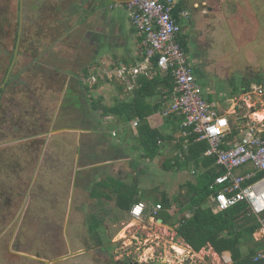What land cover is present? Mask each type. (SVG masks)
Returning a JSON list of instances; mask_svg holds the SVG:
<instances>
[{
  "label": "rangeland",
  "instance_id": "obj_1",
  "mask_svg": "<svg viewBox=\"0 0 264 264\" xmlns=\"http://www.w3.org/2000/svg\"><path fill=\"white\" fill-rule=\"evenodd\" d=\"M19 1L0 0V12L7 20L5 27V22H0V50H7L8 55L12 54L15 43ZM99 1L97 6L101 9L110 4L107 0ZM95 4V0H85L74 15L75 11H70L64 0H22L24 15L18 54L0 98V264H117V260L132 264H230L229 253L219 255L210 247L193 252L175 235L173 228L157 224L155 219L144 231L131 221L122 235L116 237L120 238L118 241L108 242L103 237L105 242H93L88 226L92 227L100 214L88 208L86 198L90 187L82 183L84 179L79 174L76 176L82 163L81 152L83 148L90 150L87 144L92 139L85 141L82 134L81 141H77V128L87 127L81 122L86 109H81L77 103V107L68 110V105L73 106L71 100L74 98L66 88L63 89L66 83L63 72L72 66L74 71L79 70L87 58L85 53L97 51L89 44V49L83 48L88 40L83 23L87 22L91 28L99 22L94 11L88 12ZM255 7L259 11V22L263 24L259 32L264 35V0H256ZM62 21L75 30L73 35L62 34L56 47L61 58L63 51L66 61L57 64L56 60H48L47 55L54 47L49 44V38L60 37ZM96 43L92 41L98 49ZM187 57L194 67L192 49ZM99 62L96 71L95 62L87 66L92 69L89 72L93 77L71 79L72 82H87L91 88L89 97L100 96L102 103L111 104L117 81L105 72L107 61L101 59ZM1 66L0 79L3 75L4 79ZM85 95L87 98L88 93ZM65 127L74 129L68 134H58L57 129ZM111 127L107 123L106 128ZM92 190L93 196L102 191L97 185ZM184 192L185 188H179L175 195ZM102 194L109 196L108 203L113 201L110 191L104 190ZM72 209L80 211L84 230L83 238L80 239L79 234L73 236L76 246L83 247L78 255L65 247L69 234L66 230H70L68 215ZM112 215L110 211L106 216L107 226L113 222ZM167 221L175 225L176 218ZM99 226L100 233L102 221ZM253 237L261 240L258 232ZM89 247L96 250H88Z\"/></svg>",
  "mask_w": 264,
  "mask_h": 264
},
{
  "label": "crops",
  "instance_id": "obj_2",
  "mask_svg": "<svg viewBox=\"0 0 264 264\" xmlns=\"http://www.w3.org/2000/svg\"><path fill=\"white\" fill-rule=\"evenodd\" d=\"M88 1L86 0V2ZM84 2L85 0H64L69 10L75 11L74 15L78 11L80 3L83 4ZM126 3V0H110V4L106 8L101 9L97 5H93L91 10H86L90 13L94 11L99 17V22L93 24L91 28L87 22L83 23L85 24V39H88L85 40L87 43L83 44V48L89 49L91 45L97 51L94 52L95 54L91 50L85 53L87 58L84 59V64L79 66V70L74 71L72 66L63 72L66 81L63 89L68 90L71 86L72 77L78 80L82 78L83 70L94 62L96 63L94 71H96L101 59L106 60L108 64L105 67V72L108 71L109 75H113L117 81V87L114 90L116 98H128L133 89L139 85V80L143 78H151L157 73L164 75L159 69L154 70L152 63L147 64L146 62L145 66V52L142 53L143 42L138 40L139 34L133 30L134 27L130 23ZM255 3L256 0H184L185 10L190 11V16L187 19L178 17L181 22L182 33L185 34L187 40V54L192 49L196 81L202 87L208 105L225 121L222 124V129H225L226 132L224 138L232 135V138L226 143L227 146L239 140L250 123H255L264 135V115L259 117L257 114L264 112V35H260L259 32L263 24L259 22V11L256 10ZM38 6L41 7V5ZM65 23L68 22L62 21L63 29L60 37L49 38V44H53L54 47L52 52L49 51L47 57L48 60H56L57 64L66 61L64 59L66 56L63 55L62 51L61 58L56 46L60 44L63 35H73L71 33L75 30V27H70L69 24ZM89 40L91 43H88ZM93 40L97 42L96 46L99 50L92 45ZM105 42L109 43L105 44ZM121 64L131 68L139 67V72L120 79L116 76V69ZM88 69L92 70L91 68ZM72 83H75L76 86L71 92V97L75 99V101H71L75 105L79 103L75 97H81L82 94L77 95L78 85H82L83 82ZM118 85L122 88H119ZM253 93L257 95H253ZM160 98L157 94L152 98L151 103H155L157 100L159 102L165 97ZM168 102L169 100H162L159 111L147 117L150 126L158 128L167 137L161 151L149 158L135 140L137 134V125H133L135 119L130 122L128 127L121 126L113 116L102 118L100 123L98 112L92 111L90 101L81 100L79 105L88 108V117L85 114L84 118H81V122L87 127L77 128V141H81L83 134V140L92 139V142L87 144L90 150L83 148L81 152L82 163L80 169L77 168L76 176L79 174L80 178L84 179L82 183L90 187L86 198L88 208L91 207V211L100 214L98 221L92 227L88 226V230L94 238L93 242L118 241L120 238L116 237L122 235L123 230L131 221H135L138 228L144 231L152 221L154 222V219L155 222L157 219H161L162 224L171 225L176 235L175 226L180 218V204L178 205L177 202L173 201L170 208L164 209L163 213L161 212L163 215L161 218H155L158 214L153 216L150 211L160 200L176 197V190L183 188L185 181H192L194 179L193 174H198L200 168L183 169L182 167H175L176 163L173 158L178 153L179 156H182L177 146L180 139L187 136L182 134L181 118H175L178 116L177 114H175L177 116L171 115L169 117L160 115L161 110ZM68 106L71 108L70 105ZM107 123L112 125L110 129L106 128ZM72 129L74 128L65 127L62 130H57L59 131L58 134H68ZM78 145L81 150L79 142ZM183 145L185 150L186 141ZM169 159H172L170 165L167 164ZM201 170L204 171L205 168L203 167ZM245 170L247 167L239 171ZM99 182L103 184L100 185ZM96 185L102 191L111 192L113 198L111 203H108L109 196H104L102 191L97 193L102 198L97 194L93 196L92 189ZM179 195L180 193L177 197L181 198ZM135 198H139L147 207L140 219H134L129 214V210L134 204L131 200ZM117 201H120L122 206L117 205ZM209 203L211 204L210 200ZM72 211L68 215L70 230H66L69 234L66 236L65 247L69 252L73 251L78 255L83 247L76 246V237L73 236L79 234V238H83L82 232L84 230L81 225L80 211L74 209ZM110 211L113 214L111 216L113 222L111 226H107L105 220ZM119 211L122 212V215L119 214ZM186 215L188 216L189 213L186 212ZM175 218V225L167 221ZM101 221L103 227L101 229L103 230L99 233L100 226L98 227V225ZM92 228L94 229L92 230ZM127 231L131 232V230ZM112 236L116 239L113 240ZM91 248L94 247H89L88 250ZM92 250L95 251L96 249ZM124 261L126 260H117L116 262L118 264V262L123 263Z\"/></svg>",
  "mask_w": 264,
  "mask_h": 264
},
{
  "label": "built area",
  "instance_id": "obj_3",
  "mask_svg": "<svg viewBox=\"0 0 264 264\" xmlns=\"http://www.w3.org/2000/svg\"><path fill=\"white\" fill-rule=\"evenodd\" d=\"M181 2L183 0H129L126 3L130 23L143 36L145 66L146 62L151 64L155 59L157 69L173 78L169 102L160 115L169 117L177 114L181 117L180 127L184 136L194 134L196 140L208 142L203 154L215 157L216 165L223 169L209 184L213 191L209 198L213 209L223 210L246 202L250 212L259 216L264 211V175L253 179L264 171V135L255 123H250L239 140L225 148L220 147L226 134L222 129L225 121L208 105L202 87L196 81L194 67L179 42L181 25L178 17L187 19L190 15L187 9L177 11ZM138 72L139 67L121 64L116 69V76L124 79ZM133 125H137V119ZM244 167L247 170L239 171ZM146 208L140 200L132 205L129 214L140 219ZM161 209L162 204L158 202L150 212L156 216ZM259 221L260 227L256 232L264 239V218H259ZM252 261L264 264V249L253 256Z\"/></svg>",
  "mask_w": 264,
  "mask_h": 264
},
{
  "label": "trees",
  "instance_id": "obj_4",
  "mask_svg": "<svg viewBox=\"0 0 264 264\" xmlns=\"http://www.w3.org/2000/svg\"><path fill=\"white\" fill-rule=\"evenodd\" d=\"M183 9H185V4L181 2L177 6V11ZM179 23H181L180 20ZM133 30L136 31L135 28ZM138 40L141 42L143 36L139 35ZM179 42L185 53H187L188 47L185 34H179ZM144 52L143 45L142 53L144 54ZM151 63L153 69L156 70L155 59H152ZM82 77L93 76L90 74L89 69L85 68ZM70 85L68 92L71 94L76 86L72 82ZM173 86L174 82L170 74L162 75L157 73L151 78L146 77L139 80V85L133 89L132 94L128 98L120 99L115 97L111 104H105L101 102L102 97L99 96L86 98L85 94H89L91 88L87 86V82H83L82 85H78V93H82L81 97L76 96L75 98L76 101H79V104H81L82 99L87 102L90 101L92 111L94 113L98 112V121L100 123L102 118L113 116L117 117V122L121 126L128 127L131 121L137 119L135 140L145 155L151 158L161 151L167 137L158 128L151 127L147 117L159 111L162 100L169 99V93L173 90ZM92 87H95V84ZM118 87L122 88L120 85ZM157 94L161 98L162 96L165 98H160L159 102L157 100L155 103H151L152 98ZM79 106L81 109L88 110V108ZM86 110L85 114L87 116L88 112ZM172 115L177 116L175 114ZM175 118L179 119L181 117L177 116ZM196 137V135L192 134L184 137L185 139H180L177 148L180 149L179 152L182 153V156H179V153L176 154L173 161L176 163V168L188 169L189 164H191L190 168H200V172L193 174L194 179L192 181L188 180L183 183L185 192L180 193L181 198L176 196L160 200L162 209L155 218H161L163 216L161 212L163 213L164 209L170 208L173 201H175L178 205L180 204V218L175 226L176 236L182 238L192 250L198 252L202 248L209 246L219 255L225 252L229 253L230 264H259L254 263L252 258L260 250L264 249V239L255 240L253 234L260 227L259 218H264V211L259 216L251 213L246 202L237 203L223 210L213 209L209 203V198L213 195V191L209 189V184L216 175L223 172V169L216 165L215 157L203 155V152L209 146L208 142L206 140H196ZM231 138L232 135L226 136L220 147L225 148L227 146L226 143ZM184 141L187 144L185 150L183 147ZM171 160L169 159L167 162L168 165H170ZM203 167L205 168L204 171L201 170ZM263 175L264 171L259 172L253 180ZM98 184L101 185L103 183L99 182ZM92 192L94 194V190ZM138 201H140L139 198L131 200L134 203ZM117 205L122 206L120 201H117ZM186 212L189 213L188 216ZM118 264H130V262L124 261L123 263L118 262Z\"/></svg>",
  "mask_w": 264,
  "mask_h": 264
},
{
  "label": "flooded vegetation",
  "instance_id": "obj_5",
  "mask_svg": "<svg viewBox=\"0 0 264 264\" xmlns=\"http://www.w3.org/2000/svg\"><path fill=\"white\" fill-rule=\"evenodd\" d=\"M183 2H184V0H183ZM19 3H20V1H19ZM188 10V9H187ZM189 11V10H188ZM189 13H190V11H189ZM23 15H24V12H23ZM190 16V15H189ZM5 22V24L3 25L4 27L6 26V22H7V20H6V16L4 15V14H1V12H0V22L3 24V22ZM18 28H19V7H18V22H17V32H15V43H14V45H13V52H12V54L11 53H9V55L6 53L7 52V50H4L5 52H1V50H0V65H2L1 67H2V69H3V72L5 73V77H4V79H3V76L1 77V79H0V98H1V96H2V92H3V89H4V87H5V84H6V81H7V79H8V77H9V75H11V71H12V68H13V65H14V63H15V60H16V57H17V54H18V47H19V43H20V38H19V42H18V46H17V51H16V53H15V47H16V42H17V39H18V36H19V33H18ZM181 33H182V29H181ZM183 34V33H182ZM109 42H105V44H108ZM14 54H16V56H15V58H14ZM5 60H4V59ZM14 60V61H13ZM11 67V68H10ZM10 68V69H9ZM9 70V71H8ZM9 72V73H8ZM78 106V104H76V105H74L73 104V106L71 107V108H73V107H77ZM68 108V110H69V106L67 107ZM75 110V109H74ZM64 115H65V113H64ZM120 261V260H119Z\"/></svg>",
  "mask_w": 264,
  "mask_h": 264
},
{
  "label": "water",
  "instance_id": "obj_6",
  "mask_svg": "<svg viewBox=\"0 0 264 264\" xmlns=\"http://www.w3.org/2000/svg\"><path fill=\"white\" fill-rule=\"evenodd\" d=\"M98 1V2H97ZM108 2H110V0H107ZM114 1H117V0H114ZM129 1V0H126V2ZM95 2H97L95 5H98L100 4L101 2L99 0H95ZM22 23H23V8H22V0H20V3H19V28H18V33H19V36H18V39H17V42H16V47H15V53L17 51V46H18V42H19V38H20V33H21V28H22ZM16 54H14V58H15ZM14 61V60H13ZM11 68V67H10ZM9 68V69H10ZM9 71V70H8ZM9 73V72H8ZM257 93V92H256ZM256 93H253V95H257ZM247 95V94H245ZM162 221L161 219H157V223L160 224ZM163 225H166L168 226L169 228H172L171 225L169 224H165L163 223ZM132 264V263H130Z\"/></svg>",
  "mask_w": 264,
  "mask_h": 264
},
{
  "label": "bare ground",
  "instance_id": "obj_7",
  "mask_svg": "<svg viewBox=\"0 0 264 264\" xmlns=\"http://www.w3.org/2000/svg\"><path fill=\"white\" fill-rule=\"evenodd\" d=\"M262 112H263V111H262ZM263 115H264V112H263V114H261V115L259 114L258 116H259V117H262Z\"/></svg>",
  "mask_w": 264,
  "mask_h": 264
},
{
  "label": "clouds",
  "instance_id": "obj_8",
  "mask_svg": "<svg viewBox=\"0 0 264 264\" xmlns=\"http://www.w3.org/2000/svg\"><path fill=\"white\" fill-rule=\"evenodd\" d=\"M159 213V212H158Z\"/></svg>",
  "mask_w": 264,
  "mask_h": 264
}]
</instances>
